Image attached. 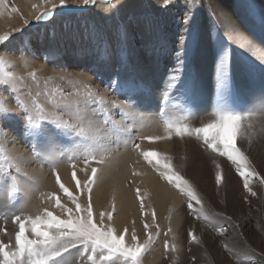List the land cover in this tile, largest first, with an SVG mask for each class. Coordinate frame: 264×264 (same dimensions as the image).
I'll return each instance as SVG.
<instances>
[{"label": "rangeland", "instance_id": "rangeland-1", "mask_svg": "<svg viewBox=\"0 0 264 264\" xmlns=\"http://www.w3.org/2000/svg\"><path fill=\"white\" fill-rule=\"evenodd\" d=\"M17 1L6 0L5 9L0 15V36L9 37L7 41L0 43V60L4 61V72L7 74L3 77L4 83L0 85L4 88L0 100L4 107L11 110L13 117L0 119V242L9 244L10 249L14 250V236L18 231V225L13 222L14 215L35 218L47 209L65 218L55 201L50 198L53 195L60 197L62 205L75 211V204L56 182V173H59L61 183L79 200L83 209L87 207L88 194L86 188L76 187V180L84 184L91 175L92 168L99 165L94 160L104 159L106 162L121 157V154L132 153L128 162L130 173L125 181L135 191V195L137 190L141 193L136 198L141 211L138 216L139 226L144 231L142 238L136 235L138 232H134V228L131 232L143 243L147 238L144 228L147 223L153 238L148 252L142 257V264H146L148 257L159 253L157 250H162L159 253L161 264H176L181 254L187 256L189 264H197V259L191 251V246L196 242L191 241L189 235L182 239L180 247L175 245L178 233L171 227L175 211L169 212L160 221L153 208L148 209L144 200V207L141 209L140 201L145 193L134 181L139 167L150 170L158 182H163L182 198L180 212L190 222H196L193 225H197L201 231L220 239L223 252L232 264H264V246L256 245L254 248L256 242L252 245V254L243 253L240 260L234 257L235 252L227 249V239L234 242L238 240L244 248V243L247 242L245 230L249 226L238 232L236 228L239 224L234 225L225 212L210 207L205 201V193L196 182L187 178L182 170L172 168L192 182L202 201L201 205H195L196 212L193 213L187 207L188 198L163 180L141 154L155 150L159 153L160 149L153 146L162 138L149 139L159 135L173 143L178 140L192 141L203 151L214 154L206 149L202 138L187 133L178 136L174 130H168V123L188 127L191 131L198 128L191 125L198 116H205L207 111L213 114L217 107L214 62L218 41L228 47L231 58V103L234 110L251 114V108L260 105V98L264 95V54L259 52L252 55L240 49L229 30L232 25L223 23L216 12L215 4L219 0H119L118 3L117 0H94L88 5L83 0H66L67 8L63 10L59 6V0H53L57 5L56 12L61 13L53 17L54 23L51 20L41 22L35 19L40 11L45 10L44 0L34 4H31V0H23L27 2L28 16L20 9L21 0ZM246 3L251 4V11ZM34 5L40 7L37 9ZM189 7L194 10V15L191 22L186 24L183 18ZM13 8L18 11L12 12ZM227 8L235 13L234 18L264 46V0H229ZM182 44L190 47L188 69L189 74H194L196 78L195 94H188L179 85H174L170 75L177 63L178 49ZM31 61L34 62L32 66ZM145 67L148 68L146 72L139 71ZM84 75L90 77L86 82L82 80ZM122 80H135L140 84V92L132 96L131 103L126 94H118L109 86L111 81L118 84ZM204 84L212 89L209 104L200 103ZM116 104L121 107H114ZM25 111L32 116L34 124L46 127L54 138L33 135L35 129L27 128L23 119ZM3 115L0 113V116ZM153 117H156L157 124L151 125ZM248 117L246 115L245 119ZM49 120L66 121L74 125L77 132L80 127H84L86 131L82 136L59 134V129L54 124L46 123ZM135 144H139L140 148L136 149ZM16 147L23 148L24 156L30 157L28 168L31 171H45L52 176L53 183L43 186L27 173L19 163L23 156L15 160L12 154H8ZM161 155L153 158V163L159 159V166L162 168L166 161ZM214 155L225 160L235 175L241 177L235 170V165L226 157L216 153ZM251 168L258 174L249 181V186L253 185L252 191L256 195H251L245 188L244 191L248 192L247 196L252 201L247 203L248 208L255 210L256 203L261 204L257 192H262L264 182H261V178L264 177L253 164ZM63 170L67 171L66 174L60 175ZM85 172L89 173L86 179ZM11 177L15 178L20 189L15 197L8 196L12 187ZM92 199L93 197L91 204L95 219L99 220L101 213H111L112 218L105 217L104 225L114 228L119 235L116 224H113L119 215L116 207L114 212L113 203L106 208L99 205L96 207ZM200 210L206 212L205 217L201 216ZM249 220V224L255 229L257 219L251 217ZM125 229L121 234H124ZM131 232L127 229L125 236L129 246L134 243ZM194 233L199 240L197 231ZM166 241L170 246L168 249L165 248ZM203 252L208 254L205 248ZM100 255L101 250L97 249L98 264ZM90 258V249L83 252L79 247L72 249L73 264H90ZM113 260L116 264H125V261L117 257H113ZM209 263H212L211 260Z\"/></svg>", "mask_w": 264, "mask_h": 264}, {"label": "snow or ice", "instance_id": "snow-or-ice-1", "mask_svg": "<svg viewBox=\"0 0 264 264\" xmlns=\"http://www.w3.org/2000/svg\"><path fill=\"white\" fill-rule=\"evenodd\" d=\"M94 2V0H83L85 5ZM119 0H117V3ZM45 10L40 11L39 15L35 17L37 21H52L55 15L61 13L56 12L57 5L53 0H44ZM6 0H0V15L2 10L5 9ZM60 8L66 9V0H59ZM246 6L251 11V4L246 3ZM35 8H39V5H34ZM18 9L13 8L12 12H17ZM119 11V8L116 9ZM194 15V10L189 7L185 11L184 21L190 23L191 18ZM27 23V21H25ZM231 32L237 30L229 26ZM189 43L191 42V30L189 29ZM8 36H0V43L7 41ZM216 59L214 62V78L215 89L217 94V107L215 108L213 115L215 119L207 123L203 127L192 129L191 131L187 127L175 126L168 123V130H174L176 135L183 136L185 133L188 135H195L198 138H202V143L206 149H210L213 153L218 154L221 157H226L231 164L235 165V170L243 178V186L251 195L255 196L256 193L252 191L249 186L250 178L257 176L258 174L251 168V163L242 148L238 146L237 141L244 129V120L246 115L250 116V113H243L234 110L231 103V96L233 93L232 83V66L231 58L228 51V47L221 41L216 44ZM189 52L190 47L188 45H181L177 53V63L174 66L173 72L170 74L174 85H179L180 89H183L188 94H195L196 92V78L194 74H189ZM7 75L4 72V61L0 60V85L4 83L3 77ZM182 77H186L183 78ZM110 87L113 88L118 94H126L129 103H131L132 96L139 94L140 84L135 80H122L118 84L115 81L110 82ZM4 91L3 87H0V94ZM260 106L264 108V95L260 98ZM23 107V105H21ZM114 107H121L116 104ZM0 119H12L11 110L4 107L3 101L0 100ZM23 119L26 121V127L29 129H35L32 133L36 136H45L48 139L54 138L46 127H41L33 123L32 116L25 111ZM46 123L54 124L59 129V134L83 135L86 131L84 127L78 129L74 125L60 120H49ZM167 123V122H166ZM27 134V133H26ZM160 139V137L149 138ZM136 149L140 148L139 144H135ZM144 160L151 165L159 173V176L165 180L169 185L177 189L181 194H184L188 198L187 207L193 213L196 212L195 205H201L202 201L197 195L192 182L183 177L178 171L172 169L170 163H165L161 168L160 160L156 159L153 163V158L158 157L156 152H142ZM97 164H104V159L94 160ZM75 167V165H73ZM19 172V169H17ZM98 168H92L91 175L82 185L79 180H76V187L86 188L88 194L87 207L81 208L79 200L73 196L67 187L60 181L59 173H56V182L59 184L60 189L72 200L75 204V211L72 208H68L61 204L59 196L53 195L50 197L55 201V205L60 209V212L64 214L65 218L54 214L52 211L45 209L42 214L32 217H22L21 215H14L13 222L18 225V231L15 232L14 250L10 249L9 244L0 242V257L2 261L0 264H73L71 259V252L73 248H81V252L84 250H91L90 264H98L96 258V250H101L99 257V264H116L113 257H117L125 261V264H142V257L149 250V245L152 243V235L149 231L150 225L145 223L144 228L147 234V238L141 243L135 233L132 234L133 245L126 244L125 236L127 235V229L124 230V234H116L114 228H108L104 225L105 217L112 218L111 213H101L99 220L95 219L91 204L92 189L95 184L99 182ZM25 175H27L25 173ZM11 191L8 196L15 197L20 189L16 184L14 177H11ZM73 179H75V172H73ZM215 181L217 185L224 182V172L217 165V171L215 175ZM261 182H264V178H261ZM136 195L141 196L139 190ZM141 209L144 207L143 199L141 198ZM115 211V205L113 204V212ZM153 220H155V213H152ZM171 231V229H169ZM189 239L198 243L199 240L193 231L188 233ZM82 246V247H81ZM170 246L168 242H165V248Z\"/></svg>", "mask_w": 264, "mask_h": 264}, {"label": "bare ground", "instance_id": "bare-ground-1", "mask_svg": "<svg viewBox=\"0 0 264 264\" xmlns=\"http://www.w3.org/2000/svg\"><path fill=\"white\" fill-rule=\"evenodd\" d=\"M25 1L21 0L19 6L21 11L26 16H28L26 10L27 2ZM31 1H33V3H30L34 4L39 0ZM226 2L229 3V0H219V2L215 4V9L223 23L231 24V27L237 30L236 32H232V38L236 39V41L239 43L238 45L240 46V49H244L247 53L252 55L259 52L264 54V46L259 40L255 39L251 35L249 30L244 28L238 19L236 20L234 18L235 13H232L227 8ZM262 60L264 61V58H262ZM33 64L34 62L31 61L30 66ZM140 69L139 71L143 72L148 70L147 67L142 68L141 70ZM88 78H90L88 75H84L82 80L85 81ZM243 81L244 80L241 81V84H243ZM202 90L203 92H201L202 97L200 98V103L209 104L208 99L211 96L212 89L204 84ZM198 117L199 118H197L196 121H193L191 125L203 127L215 119V116L208 111L205 116ZM152 120L153 121L150 123L151 125H154L155 123L157 124L156 117H153ZM160 138H162L160 139L161 141L157 145L153 146L156 149H160L158 154H162V157H159L163 159L165 157V161L170 163L172 168L176 170H182L187 178L196 182L205 193V201L210 207L216 211L225 212V214L230 217L234 225L237 226V224H239L238 228H240L241 231L236 228L238 232H242L246 226H249L248 230H245L247 242L244 243V248L240 245V243H238V240L237 242H234V240L227 239V249L230 251L232 250L237 254L236 256V254L233 253L234 257L240 260L239 258H242L243 253L246 255L252 254V250H254L252 249V245L254 242H256L254 248H256V245L263 247L264 187L262 192H257L259 196L258 198L261 200V204H257L255 202L256 208L255 210H251L248 208L249 206H247V203H252V201L247 196L248 192L244 191L243 179L235 175L225 160L215 156V153L212 154L207 150L203 151L200 146L196 145L192 141L178 140L173 143L172 141L170 142L168 138ZM238 144L248 157L250 163L253 164L255 168L259 169L262 177H264V108H261L259 104L251 108V115L248 117V119L244 120V129L242 130L238 139ZM12 150L13 151L10 150L8 154H12L15 160H19L23 156V159L19 162L22 168H24L27 173L32 175L35 180H38L41 185L44 186L46 184L49 185L53 183L52 176L50 177L49 174L47 175L45 171H31L28 168L31 159L30 157L24 156L23 148L16 147ZM131 154H121V157L117 159L113 158L112 160H106L104 164L97 165L96 168L99 169L97 173L99 182L94 185L91 197H93V204H95L96 207L97 205H99L101 208L110 207L111 203L115 205L119 215L117 218H115L113 224H116L115 226H117L120 234L122 233L121 231L123 228L130 229V232L134 228V232H138L136 235L139 238H142L144 230L142 231L138 221V216L141 212L139 210L138 199L134 194L135 191L133 192V190L129 188L125 181V178L128 177L130 173V165H128V162L130 160ZM165 161L162 160V162ZM217 165H219L224 172V182L220 185H217L215 181ZM139 168L140 170L137 173V177L135 175L134 181L141 187L140 190L145 193L143 200L145 201L148 209L152 207V210L156 212V215L159 217L158 219L160 221H163V219L166 218L165 215L168 216L170 214L169 212L175 211L174 218L171 221V227L178 233V236H176L177 240H174L175 245L180 247V242L184 237L188 236L189 231H197L200 242L191 246V251L194 252V258L196 257L197 264H208L210 260L212 263L209 264H232V262L228 260L223 252L222 244H220L221 240L217 239L209 232L201 231L197 225H195L197 226L195 229L193 224L196 222H190V220L185 218L184 214L180 212L182 210L180 208V206H182V198H179V195L177 196L175 193H173L163 182H158L155 176L149 172L150 170L147 171L144 167ZM66 172V170H63L62 174L60 175L66 174ZM88 176L89 173L85 172V179ZM250 188H253L252 184L250 185ZM35 196L36 195H34V197ZM200 212L201 216L203 215L205 217L206 212L204 210H200ZM251 217L256 218L258 221V224L255 225V229H253V225L251 227V224H249V219ZM185 246L186 245H184V247ZM204 248L207 250L208 254L203 252ZM157 251L160 254L162 253V250ZM159 253L148 257L146 259V264H161L159 263ZM176 264H189L187 256L183 254H181V256L179 255Z\"/></svg>", "mask_w": 264, "mask_h": 264}]
</instances>
